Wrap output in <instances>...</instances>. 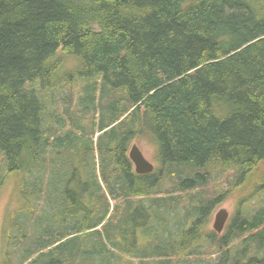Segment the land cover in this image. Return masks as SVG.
I'll use <instances>...</instances> for the list:
<instances>
[{
    "label": "trees",
    "instance_id": "1",
    "mask_svg": "<svg viewBox=\"0 0 264 264\" xmlns=\"http://www.w3.org/2000/svg\"><path fill=\"white\" fill-rule=\"evenodd\" d=\"M58 92L63 110L51 115ZM144 134L161 168L137 175L129 148ZM0 157V188L13 181L21 203L4 238L30 246L21 264L60 262L100 226L114 238L133 222L135 236L143 200L175 210L174 193L208 185L213 166L233 170L229 193L243 205L224 236L197 233L222 196L195 198L177 241L134 238L133 251L153 264H264V207L245 209L264 191V0H0ZM162 174L174 181L167 196ZM73 203L96 218L83 232L70 228ZM41 204L61 209L52 224L36 216ZM33 220L39 230L26 226ZM208 242L227 252L205 258ZM99 252L117 259L105 243Z\"/></svg>",
    "mask_w": 264,
    "mask_h": 264
},
{
    "label": "rangeland",
    "instance_id": "2",
    "mask_svg": "<svg viewBox=\"0 0 264 264\" xmlns=\"http://www.w3.org/2000/svg\"><path fill=\"white\" fill-rule=\"evenodd\" d=\"M68 91V90H67ZM64 94L62 92L56 93L53 97L57 100V103L55 104H49L50 110L49 113L52 115V113H56L61 115L62 108H63V102H62V96ZM54 114V116L48 119L47 126L49 127H56L57 126V119L55 117L57 116ZM50 115V116H51ZM92 119V117L89 118ZM98 137L96 135L95 139ZM133 145H137L138 148L141 150L145 158L155 166V170H158V168H161V164L157 160V147L155 143L153 142V139L150 137V135H143L142 138L134 141L129 148V151L133 147ZM2 158L0 157V162ZM211 173V182H209L208 185L204 187H200L199 189L192 191L190 193H181L176 192L174 193V198H180L178 199L179 207L175 210H170L169 212L166 211H157V210H148L147 208L151 206V204L155 203L158 197L156 195H153L152 198L146 199V202H144V206L147 208L145 210H139L140 212L138 215L132 216L133 221L139 222L140 224L145 223L146 226L141 228L143 225H141L140 228H135V236L133 235V226L134 223H130L128 226H126V229L114 236V238L108 237L105 229L102 228V226L98 227L97 233L93 234L91 236H86L83 238H76L74 241L69 243L67 247V254L65 255L64 259L60 260V262L55 261V264H94L99 262L101 264L106 263V257L109 255L106 254L105 256H101L99 258L94 257L95 253H100L99 250L102 249L103 244L105 243L109 250H111L114 257H117V259L113 260L112 262L114 264H128L132 262V264H153L150 261V258H147L146 260H143V257L141 256V252L135 253L132 248V243L134 238L139 239L140 243L141 241L148 242L149 237H152L154 234L161 235L163 237L162 239L165 240V242L174 243L177 241L183 233L188 231L191 228L190 221L186 222L185 218L188 216L189 210H191L192 204H198L197 199L199 200H209L213 199L215 197L222 196V203L219 205L210 215V218L206 222L204 229L199 227L197 229V233L204 232L206 240H208V236L211 235L214 231V223L217 213L221 209H226L229 214V220L225 226L224 231L219 234V236H224L226 227L229 224V221L233 214H236V210L239 208H242L243 205L240 206L239 202V191H230L232 188V182L235 179V176L233 174V170H225L222 169L219 166H213L208 170ZM165 176V174H162V178ZM166 181H164V185L161 188V191L163 194L161 196H167V194L174 189V181L172 178L165 176ZM13 181L3 184L0 188V264H21L23 258L27 256V254L30 251V246H22V244H15L11 241H8L6 238H4L3 233L5 232V229L9 227V217L10 213L18 210L21 206L20 199L18 195H11L10 188ZM104 193L108 196L105 187L103 186ZM64 197V196H63ZM169 197V196H168ZM190 198H193V200H196L195 202H192ZM197 198V199H195ZM52 202L56 203L62 199V196H52L50 197ZM76 200V199H75ZM87 200V199H86ZM111 202V207L115 204L114 201H112L109 198ZM160 201V200H159ZM102 203V202H101ZM100 201L97 202L96 208L98 210V213L100 215H103V209L101 206ZM73 203L71 205V220H70V228L75 229L76 231H85V229L91 225L94 221H96V218L88 219L85 216V211H77L76 205ZM83 204L86 205V203L83 201ZM142 204L135 203L134 206L138 208L137 206H140ZM47 206H44L41 204L39 206L40 210L37 212L36 216L41 215V224H46L47 222L49 224H52L53 217L56 215H60L61 209H56V211L51 210V208ZM134 207V208H135ZM264 207V191L261 192L251 202H248L245 205V209L248 210V212L253 215L258 209ZM101 209V210H100ZM244 209V210H245ZM43 211H45L43 214ZM43 214V215H42ZM152 218L151 221H149ZM17 219L19 218L16 217ZM23 220V225L25 224V220ZM170 222L169 227V235L167 233L164 234L163 228H162V222L163 221ZM180 220V221H179ZM34 221V220H33ZM26 221V226L28 229H31L33 231L39 230L41 227V224L37 221ZM180 223V224H179ZM48 225V224H46ZM149 236V237H148ZM138 240V242H139ZM241 240H238L235 246L240 242ZM32 243V242H31ZM205 243V246L203 248L204 256L205 258L218 260L219 257H222V253H226L228 248H225L223 250H218L216 247L217 242H213L209 244ZM154 244L159 245V242H154ZM139 245V243H138ZM149 245V243H148ZM251 250H256L257 245L256 244H250L248 247ZM261 252V251H260ZM13 253V254H12ZM152 255H156L154 252L151 253ZM176 258V257H175ZM64 262V263H62ZM105 262V263H104ZM40 264V263H38ZM44 264H50L49 261H47Z\"/></svg>",
    "mask_w": 264,
    "mask_h": 264
},
{
    "label": "water",
    "instance_id": "3",
    "mask_svg": "<svg viewBox=\"0 0 264 264\" xmlns=\"http://www.w3.org/2000/svg\"><path fill=\"white\" fill-rule=\"evenodd\" d=\"M129 158L138 174H149L155 169V166L145 158L137 145H133L129 151ZM228 219L229 212L226 209H221L215 218L214 231L218 234H221L225 229Z\"/></svg>",
    "mask_w": 264,
    "mask_h": 264
},
{
    "label": "bare ground",
    "instance_id": "4",
    "mask_svg": "<svg viewBox=\"0 0 264 264\" xmlns=\"http://www.w3.org/2000/svg\"><path fill=\"white\" fill-rule=\"evenodd\" d=\"M130 159V158H129ZM134 171H135V168H134ZM154 171H155V169H154ZM154 171L152 172V173H149V174H138L136 171H135V173L137 174V175H150V174H153L154 173ZM229 217H230V214H229ZM229 220V219H228ZM228 222V221H227ZM227 224V223H226ZM226 226V225H225Z\"/></svg>",
    "mask_w": 264,
    "mask_h": 264
}]
</instances>
